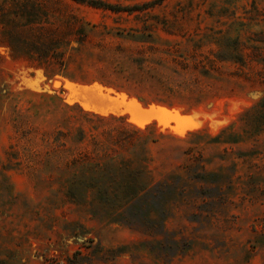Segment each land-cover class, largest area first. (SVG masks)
I'll return each instance as SVG.
<instances>
[{"label":"rangeland","instance_id":"374dc122","mask_svg":"<svg viewBox=\"0 0 264 264\" xmlns=\"http://www.w3.org/2000/svg\"><path fill=\"white\" fill-rule=\"evenodd\" d=\"M99 1L0 0V264H264V0Z\"/></svg>","mask_w":264,"mask_h":264},{"label":"trees","instance_id":"16d2710c","mask_svg":"<svg viewBox=\"0 0 264 264\" xmlns=\"http://www.w3.org/2000/svg\"><path fill=\"white\" fill-rule=\"evenodd\" d=\"M70 1L74 2L76 4L87 5V6H90L92 8H96V9L108 10V11L113 12V13L127 12L128 14H130V13L135 12V11H143L144 9H146V7H149V6H145V5H149V4H144L141 6L124 7V6H117V5L108 4V3H105V2H102L99 0H70ZM156 1H162V0H156ZM151 4H156V2H152ZM257 42L263 43L262 40H257ZM22 43H24V42H22ZM27 49H28V47H27ZM29 49H30V52H34L36 54L39 53V52H37L36 48H32V45H30ZM45 55L41 56V59L43 57H45ZM216 59L218 61L220 60V58H217V57H216ZM244 111H245V113L255 114L256 118L253 120V122L257 123L258 127L264 126V98L260 99L259 101L256 102V104L254 106L249 107V108L245 109Z\"/></svg>","mask_w":264,"mask_h":264},{"label":"bare ground","instance_id":"6f19581e","mask_svg":"<svg viewBox=\"0 0 264 264\" xmlns=\"http://www.w3.org/2000/svg\"><path fill=\"white\" fill-rule=\"evenodd\" d=\"M53 86L55 87V88H59L60 87V83L56 80V81H53ZM53 87V88H54Z\"/></svg>","mask_w":264,"mask_h":264},{"label":"water","instance_id":"95a60500","mask_svg":"<svg viewBox=\"0 0 264 264\" xmlns=\"http://www.w3.org/2000/svg\"><path fill=\"white\" fill-rule=\"evenodd\" d=\"M97 101H99V100L97 99Z\"/></svg>","mask_w":264,"mask_h":264}]
</instances>
